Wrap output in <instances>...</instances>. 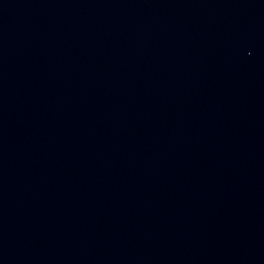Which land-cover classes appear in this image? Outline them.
Wrapping results in <instances>:
<instances>
[{
  "label": "water",
  "instance_id": "1",
  "mask_svg": "<svg viewBox=\"0 0 264 264\" xmlns=\"http://www.w3.org/2000/svg\"><path fill=\"white\" fill-rule=\"evenodd\" d=\"M0 264H264V0H0Z\"/></svg>",
  "mask_w": 264,
  "mask_h": 264
}]
</instances>
